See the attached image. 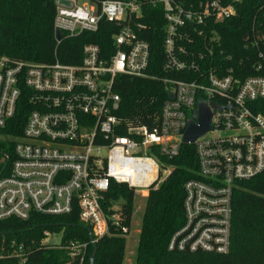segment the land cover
<instances>
[{
  "label": "built area",
  "instance_id": "2783aa9c",
  "mask_svg": "<svg viewBox=\"0 0 264 264\" xmlns=\"http://www.w3.org/2000/svg\"><path fill=\"white\" fill-rule=\"evenodd\" d=\"M197 1L184 7L174 0H106L99 5L88 0L81 6L55 0L57 43V33L76 38L111 24L110 49L87 43L77 65L0 56V129L17 115L25 116L12 158L2 159L0 222L77 213L96 244L103 237H127L134 211L128 220L124 201L102 206L111 184L147 198L171 174L169 162L190 146L197 169L183 186L184 223L167 249L229 252L233 194L240 183L264 174V75H246L213 59L219 45L214 28L235 15L240 0ZM145 7H161L164 17L162 77L148 73L150 47L140 37ZM262 70L264 65L256 68ZM123 78L165 86L166 100L148 125L119 116L117 88ZM201 105L210 114L209 130L184 145L189 124L198 125ZM49 238L50 231H44L40 246L63 250L70 261L82 262L93 243L62 246ZM5 256L24 264L27 251L11 244L0 252V258Z\"/></svg>",
  "mask_w": 264,
  "mask_h": 264
},
{
  "label": "trees",
  "instance_id": "16d2710c",
  "mask_svg": "<svg viewBox=\"0 0 264 264\" xmlns=\"http://www.w3.org/2000/svg\"><path fill=\"white\" fill-rule=\"evenodd\" d=\"M103 1L106 0H90L96 5ZM174 1L184 7L198 2ZM55 14V0H0V56L37 64H50L57 59L63 64L77 65L82 47L87 43L110 49L115 32L111 24L102 25L98 34L62 36L57 43L53 27ZM142 14L145 30L140 37L150 47L148 73L165 76L161 7H145ZM214 30L219 38L215 62L237 70L241 68L246 75H264L263 70L256 72L259 65H264V0H240L235 4V15L216 25ZM117 92L122 102L119 116L125 120L139 119L145 125L157 115L167 93L159 82L129 78L122 79ZM24 124L25 116L19 114L6 128L0 129V171L5 166L3 157L12 158L14 141L21 136ZM169 165L173 167L169 177L145 199L132 264H264V174L240 183L233 194L229 252L226 255L184 254L169 252L167 247L184 223L183 186L197 169L193 148L182 147L179 157ZM133 199V192L126 186L112 183L102 206L107 208L124 201L123 212L129 220ZM44 231L61 232L62 246L70 242L89 243L87 228L79 224L77 213L55 218L33 216L26 222H0V252L5 253L11 244L23 245L27 251L24 264H90L92 246L88 247L82 262L70 261L65 251L40 246ZM126 243V237L115 235L99 239L93 264H123ZM0 264L20 262L5 256L0 258Z\"/></svg>",
  "mask_w": 264,
  "mask_h": 264
},
{
  "label": "rangeland",
  "instance_id": "374dc122",
  "mask_svg": "<svg viewBox=\"0 0 264 264\" xmlns=\"http://www.w3.org/2000/svg\"><path fill=\"white\" fill-rule=\"evenodd\" d=\"M77 5L81 6L84 4H88V0H75ZM146 197H139L134 196L133 199V223H132V229L130 234L126 237V252L124 256V262L123 264H132L133 258H134V252L137 245V240L139 236V229L141 224V218L144 211L145 206V199ZM62 238V233H52L50 232V242L53 244H59ZM22 264V263H20Z\"/></svg>",
  "mask_w": 264,
  "mask_h": 264
},
{
  "label": "water",
  "instance_id": "95a60500",
  "mask_svg": "<svg viewBox=\"0 0 264 264\" xmlns=\"http://www.w3.org/2000/svg\"><path fill=\"white\" fill-rule=\"evenodd\" d=\"M60 38H61L60 33H57L56 39L59 40ZM171 97L172 96L169 95V98ZM213 107L216 108L215 105H213ZM209 119H210V114L208 110L204 106L201 105L199 107V113H198V119H197L198 125H194L192 122L189 124L188 129L184 134L182 144L184 145L192 144L195 139L204 135L209 130V123H210ZM87 231L89 235V240L93 242L94 240H93L90 229L87 228ZM92 249H93V252H92L91 259H90V264H93L94 258L97 253V245L95 242L92 243Z\"/></svg>",
  "mask_w": 264,
  "mask_h": 264
}]
</instances>
